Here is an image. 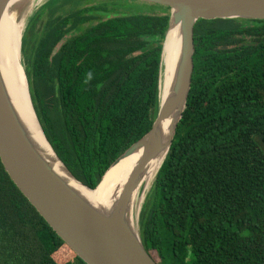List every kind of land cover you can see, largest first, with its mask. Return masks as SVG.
<instances>
[{"label":"trees","instance_id":"trees-1","mask_svg":"<svg viewBox=\"0 0 264 264\" xmlns=\"http://www.w3.org/2000/svg\"><path fill=\"white\" fill-rule=\"evenodd\" d=\"M168 24L167 7L135 0H42L26 24L36 115L91 189L152 127ZM194 49L186 109L140 209V237L157 264H264V21L199 20ZM0 264H85L1 161Z\"/></svg>","mask_w":264,"mask_h":264},{"label":"water","instance_id":"water-1","mask_svg":"<svg viewBox=\"0 0 264 264\" xmlns=\"http://www.w3.org/2000/svg\"><path fill=\"white\" fill-rule=\"evenodd\" d=\"M15 1L0 0V22ZM135 1L169 9L158 110L150 131L110 165L94 189L81 183L68 170L41 127L22 63L23 34L20 65L29 105L45 143L36 137L25 120L3 74L0 57V161L30 205L85 264H157L142 243L139 214L144 201L145 179L152 168L164 162L186 109L194 70V27L199 20L264 21V0ZM37 3L28 13L20 9V19L23 21L26 16L24 28L39 6ZM174 28L178 30L179 46L170 82L164 90L161 86L165 43ZM134 155H138L136 162L119 179L105 202L93 203L74 185L78 183L94 191L111 168Z\"/></svg>","mask_w":264,"mask_h":264},{"label":"bare ground","instance_id":"bare-ground-1","mask_svg":"<svg viewBox=\"0 0 264 264\" xmlns=\"http://www.w3.org/2000/svg\"><path fill=\"white\" fill-rule=\"evenodd\" d=\"M37 1L38 0H16L5 12L0 22V57L3 74L10 85L18 106L24 114L25 120L29 123L32 131L36 134V137H38L41 142H44L29 105L24 74L20 65V40L23 34L26 16L22 21L19 12L20 9L23 8L25 10L24 13H28L36 5ZM178 46V30L177 28H174L168 33L165 43L161 86L164 90L167 89L171 79ZM137 157L138 155H134L131 158L124 160L116 167L111 168L99 188L94 191H89L80 184L73 183L93 203H103L110 197L119 179L136 162ZM160 166L161 165L158 164L152 168L150 174L145 179V190L142 199H144V196L151 188Z\"/></svg>","mask_w":264,"mask_h":264},{"label":"rangeland","instance_id":"rangeland-1","mask_svg":"<svg viewBox=\"0 0 264 264\" xmlns=\"http://www.w3.org/2000/svg\"><path fill=\"white\" fill-rule=\"evenodd\" d=\"M41 1H38V5H39V3H40ZM41 26H42V23L41 22H39V24H38V29L39 28H41ZM27 31H28V27L27 26H25V28H24V31H23V41H24V44H26L25 46H29V37L27 36ZM78 35L79 33L78 32H75V33H73V35ZM24 67V66H23ZM27 76V75H26ZM28 81V80H27ZM29 86V85H28ZM155 179H156V177H155ZM154 179V180H155ZM154 182V181H153ZM153 184V183H152ZM150 190H151V188L149 189V191L146 193L147 194V196H148V194H149V192H150ZM146 196V195H145ZM145 196H144V201H143V203L145 202V200H146V198H147V196H146V198H145ZM63 252H61L60 253V255H58V257L56 258V260L59 262V263H62V262H60V261H62L60 258L61 257H63L64 259H66V256L67 257H69L70 256V253L69 252H67L68 250L65 248V250H62ZM59 258V259H58ZM60 260V261H59Z\"/></svg>","mask_w":264,"mask_h":264}]
</instances>
